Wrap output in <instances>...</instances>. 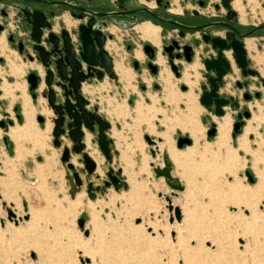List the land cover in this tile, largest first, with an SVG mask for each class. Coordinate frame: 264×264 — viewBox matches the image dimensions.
<instances>
[{"label": "rangeland", "instance_id": "obj_1", "mask_svg": "<svg viewBox=\"0 0 264 264\" xmlns=\"http://www.w3.org/2000/svg\"><path fill=\"white\" fill-rule=\"evenodd\" d=\"M204 1L206 5L199 7L196 0H169V8L175 11L186 5L188 10L195 8L203 13H217L214 4L220 0ZM239 4L241 9L236 11L241 21L264 22V0H239ZM0 38V74L8 79L5 63L14 74L22 72L25 64L16 61L14 51L5 46L3 36ZM166 66L158 78H150L146 70H133L138 81L136 91L142 95L135 104L133 118L128 111L136 97L131 93V102L122 104L123 116H114L118 118L114 119L107 112L110 129L119 132V146L112 139L110 166L115 170L121 169L128 186L126 190L119 191L111 187L105 196L97 194L94 200L88 199L84 187L73 199L67 194L64 168L58 160L59 153L58 158L55 156L52 143V122L48 116L51 111L46 105L37 108L34 101L30 102V93L23 92L24 85L18 83L14 87L23 92V111L30 119L23 118L20 100L15 101L12 107L10 98L0 100V121H4L7 128L13 125L19 128V136L13 139L7 128L0 127V152L3 154L0 158V264H39V259L43 264H264V122L260 128L255 126L253 136L248 137V154L240 153L244 158L239 161L229 152L211 151L217 126L224 115L212 121L199 103L200 86L197 81L199 78L200 82L203 81L202 71L185 70L183 77H176ZM186 73L192 82L188 84L194 85L190 91L188 84L181 82ZM140 75L151 79L145 93L140 89ZM133 76L130 69L128 83ZM9 79L8 82H12V77ZM161 79L165 84L174 85L175 92L171 88L167 101L163 97ZM109 82V92L99 95L93 89H105L106 81L97 87L87 85L92 90H87L88 94L84 95L90 105H97L94 95L101 97L100 103L104 99L111 107L115 99L117 102L119 97H124L118 82ZM11 86L6 81L1 85L4 96L11 92ZM15 88H12V97L17 93ZM127 90L130 91L129 88ZM254 105L256 103H248L250 113L257 111ZM102 106L99 108L103 110L107 107ZM14 107H18L21 121L15 118ZM7 109L15 121L13 125L8 124L5 117ZM38 116L43 118L42 122L37 120ZM26 122L28 125L22 129ZM246 123L248 126L250 121ZM212 125L215 133L209 136L207 131ZM229 132L218 141L221 147L229 139ZM199 133L204 135L202 140L208 144L203 148H198L197 144L191 146L193 149L182 151L181 157L176 158L177 150L189 146L177 147L178 137L190 138L192 145ZM240 133L241 129L232 137ZM85 134L89 135L90 146L95 148L97 158H102L99 178H90L93 185H99L105 178L108 164L94 141L95 136L88 131ZM112 135L115 136L114 133ZM145 135L153 136L155 144L161 143L169 149L170 158L180 167V171L175 168V173L184 184L183 192L171 195L163 178L154 180L149 163L152 159L150 146ZM157 135L162 137L159 143ZM67 140L63 141L66 143ZM113 150L118 151L119 156L116 157ZM164 154L168 157L166 150ZM28 156H33L32 160H28ZM35 156H40V159ZM71 162L82 167L77 160ZM246 171L252 180L248 179ZM165 196L171 199L173 206L179 207V222L174 217L170 221L173 211L169 213ZM89 206L93 207L94 219L99 226L97 230H91ZM188 214L191 215V223L184 219ZM79 219H83L82 228L78 225ZM192 229H196L194 236Z\"/></svg>", "mask_w": 264, "mask_h": 264}, {"label": "water", "instance_id": "obj_2", "mask_svg": "<svg viewBox=\"0 0 264 264\" xmlns=\"http://www.w3.org/2000/svg\"><path fill=\"white\" fill-rule=\"evenodd\" d=\"M221 6L228 11L227 19L235 14L231 8V0H220ZM53 4V3H49ZM70 6L68 3H59ZM138 10H147L146 8L131 10L136 12ZM19 11L25 15V20L29 25L28 32L22 37L18 38V53L29 61L38 63V67H33L26 75L25 79L28 84L31 97L35 98L41 95L45 99L46 108L51 111L53 137L52 143L55 148L59 150V160L64 168L65 184L68 187L67 194L73 199L75 195L85 188L88 199L94 200L97 194L105 196L109 188L114 191L120 189H127V182L121 174V169H113L110 166L112 162V139L107 135L111 128V124L105 118L98 114L97 105H90L89 100L82 92V82L90 79L97 81L103 78L106 73L108 77H114L115 73L112 69V63L109 54L103 48V36L98 28H93V22L89 21L86 25L78 26L79 35L78 40L80 47L77 50L74 46V41L64 30L60 34L52 31L50 21L47 15L38 10L29 11L21 7ZM126 11L122 13H129ZM149 11V10H147ZM52 15V13H49ZM100 15V13H95ZM108 14V13H107ZM172 25L179 26L177 21L172 19H165ZM225 25V22H212L209 25ZM189 29H197L195 26H184ZM2 26L0 25V30ZM233 33H226L223 38L205 37L202 36L205 42L211 43V49L215 50V57L204 58L203 63V82L200 86V94L198 97L199 103L208 111H212L215 116L221 117L225 114L224 107L228 106L230 109L239 108V103L232 96L226 93H219V89L224 87L223 77L230 71L228 59L225 57V51L232 49L233 57L238 67L242 69V73L246 74L245 66V51L242 43L239 40L232 38ZM18 36V35H17ZM25 39V41H23ZM206 39V40H205ZM8 41L13 40V35L7 37ZM25 42V43H24ZM172 45L177 47V43L172 40ZM27 45L23 50L22 45ZM172 45L169 48H172ZM187 46H184L186 48ZM77 50V51H76ZM143 51L147 58H153V47L146 43L143 46ZM0 61L2 59L0 58ZM137 63L134 62L136 68ZM147 68L152 74L157 73V67L151 62L147 63ZM171 70L176 76L178 72L175 66L171 65ZM248 73L253 74L254 71L247 70ZM262 87H264V80H261ZM182 89L185 86L181 87ZM255 98L263 97L262 92H255ZM245 99H249L250 95L245 93ZM243 116V118H241ZM250 117V110L246 109L242 113H237L236 120L232 123V136L238 132L244 125L245 120ZM39 122L43 118L38 116ZM8 124H12L8 120ZM0 127L6 129L4 121H0ZM90 132L95 136L96 145L108 164L105 171V178L102 179L101 184L93 185L90 181L92 176L99 178L96 173V163L89 156L85 145V132ZM215 126L212 125L208 129L209 136L214 135ZM149 145H155V140L150 136H144ZM68 139L70 145L68 146L63 140ZM191 139L188 137H178L177 147L183 144L190 145ZM76 154L77 162L82 164V167L74 165L71 162V155ZM113 154L117 157L118 151L113 150ZM152 156L155 153L152 151ZM152 172L154 180L163 178V181L170 191L171 195H176L177 192L184 191V185L181 180L173 174V167L171 161L166 155H162L158 165H152ZM249 180H252L248 171L245 172ZM161 196V193H158ZM167 201V209L170 214V221L173 217L176 221H180L181 213L178 206H173L171 199L165 196ZM11 214V211L9 212ZM83 219L78 220L80 228L83 227ZM87 233V230H84ZM86 260H88L86 258Z\"/></svg>", "mask_w": 264, "mask_h": 264}, {"label": "flooded vegetation", "instance_id": "obj_3", "mask_svg": "<svg viewBox=\"0 0 264 264\" xmlns=\"http://www.w3.org/2000/svg\"><path fill=\"white\" fill-rule=\"evenodd\" d=\"M232 2L233 0L230 1V5L231 8L235 11V14L227 19L228 11L221 6V1L214 4V9L217 11V13L207 12L205 13V15L204 13H201L200 10L195 8H191L190 10H188L184 5L181 6V9L179 8V11L181 10L180 12L176 9L175 10L177 12H172L169 8V0H0V25L2 26L0 34L4 33L6 35V40L7 37L12 34L13 40H7V43L11 48L18 52L17 37H22L28 32L29 29V25L25 20V15H23V13L19 11V8L24 7L29 11L38 10L44 12L47 15L48 21H50L51 23L52 31L56 34H60L63 30L67 32L72 41H74L75 48L78 50L80 47V42L78 40V26L81 24L86 25L89 21H92L93 28H98L101 32V35L103 36V48L110 56L113 71L115 69V63H121V61L118 60L119 52H117L119 51L120 46L123 45L126 51L132 53L136 46L135 42L138 40L141 45L142 51L143 46L146 43L150 44L153 47V58H147L144 51L143 53L145 55V58L142 63L139 62L135 57H131L129 59V64L134 70L140 69L142 65L147 68L148 62H151L152 65H155L157 67V72L159 71L160 67H162V70L166 65L169 68L171 67V65H173L178 72V76H175L180 77L184 68L196 70V66L198 64L195 63V57L197 56V54H199V62L201 63V68H199L200 71H203L204 68L202 63L204 58H211L216 56L215 50L211 49V43L209 41L205 42L204 39H202V36L210 38L218 36L223 38L227 32L233 33L234 35L232 36V38L239 40L242 43L243 49L245 51L246 74H243L242 69L238 67L233 57L234 52L231 48H229L225 51V57L229 61L230 71L227 72L223 77V85L225 86L227 82H233V87L243 89L240 97L244 102L259 100L262 98V96L259 98H255L254 93L262 92L264 90V87H262L261 84V80H264V59H261L263 48L261 41L264 37V22L246 23L241 21L239 19L238 12L232 6ZM59 3H68L70 4V6ZM149 3L153 4L150 5ZM196 3L199 7H204L206 5V2L204 0H196ZM10 8L11 10H15L14 16L15 19H17L16 27L12 31L7 27ZM141 8H146L149 11H131ZM123 11L131 12L122 13ZM65 12H67V18L64 20L63 16ZM49 13H52V15H50ZM95 13H100V15H96ZM208 17H212L213 19L206 20V18ZM165 19H172L174 21H177L181 25H172L169 22L165 21ZM146 20L150 21L153 24L162 26V36H167H161L159 43L158 28V45H152L148 41H142L137 38V33L134 31V27ZM212 22H225L229 26L221 24L209 25ZM184 26H195L198 28L189 29ZM174 29H176V31H173ZM172 40L177 43V47L172 45ZM23 41H25V39ZM247 41H250L251 43L250 49H247L248 46L246 47ZM171 45L172 48H169V46ZM22 46L23 50L27 47V45L25 44ZM184 46L187 47L184 48ZM138 51L140 55L135 56L142 57L141 51L137 50L136 52ZM158 57L163 60L162 65L157 63L156 60ZM134 62L137 63L136 68L134 67ZM35 64V67H38V63L35 62ZM123 68L129 69V67L125 66H123ZM247 70L254 71V73L250 74L247 72ZM162 74L164 75L165 73ZM105 75L107 76V74L104 73L103 78L105 77ZM103 78L101 80H103ZM108 78L116 79L117 77L115 74L114 77ZM93 81L97 80L90 79L82 82L81 86L83 94H88L86 93L87 90H92L87 85H89ZM202 82H200L199 85ZM183 83L185 84V82ZM251 85H253L252 89L249 88V86ZM83 87L86 88V91L83 90ZM245 93L250 95L249 99L244 98ZM227 95L232 96L239 103V108L235 109L237 110L236 115L237 113H242L244 110L248 109L246 105H240V98L237 94ZM241 118H243V116H241ZM236 119L237 118L235 117V120Z\"/></svg>", "mask_w": 264, "mask_h": 264}, {"label": "crops", "instance_id": "obj_4", "mask_svg": "<svg viewBox=\"0 0 264 264\" xmlns=\"http://www.w3.org/2000/svg\"><path fill=\"white\" fill-rule=\"evenodd\" d=\"M185 6V8H187V6L186 5H184ZM180 9H181V7H179ZM170 11H172V12H177V11H173V10H171L170 9ZM181 11V10H180ZM179 11V12H180ZM201 13H203V12H201ZM205 14V13H204ZM15 10H11V8H10V11H9V21H8V29L9 30H14L15 29V27H16V20L17 19H15ZM206 15V14H205ZM204 15V16H205ZM64 18V20L67 18V12H65V14H64V16H63ZM208 19H213L212 17L211 18H206V20H208ZM144 22H149L150 24H152V25H154V26H157L158 28H159V43H160V38H161V36H162V26H160V25H156V24H153V23H151L150 21H148V20H146V21H144ZM143 23V22H142ZM141 24V23H140ZM134 31H135V29H134ZM173 31H176V29H174ZM136 33H137V38L139 39V40H142V41H148L149 43H151L152 45H158V43H155V42H153V41H151V40H149V39H143V38H141L140 36H139V33L137 32V31H135ZM0 35H3V37H4V42L6 43L5 44V46L6 45H8L9 46V44L7 43V40H6V35L4 34V33H2V34H0ZM162 37H167V36H162ZM263 40L261 41V44H262V53H261V59L263 58L264 59V37L262 38ZM135 44H136V46H135V48H134V50H133V52L131 53V52H129V51H126L125 50V48H124V46L123 45H121L120 46V48H119V53H118V60H120L121 61V63L120 62H116L115 63V69H114V72H115V74H116V79H109L106 75H105V77L103 78V80H101V81H94L93 83H90L89 85L90 86H92V87H97L99 84H101V83H104L105 81L108 83V85H107V87L105 88V89H101V90H98V91H95L94 89H93V92H95L97 95H99V93L101 94V92L102 93H107V92H109V86H110V80H114V81H117L118 82V86L120 87V92L123 94L124 93V97L123 98H121V97H119L118 98V100H117V102H116V99H115V101H113V103L112 104H114V106L113 107H111V106H107V103L105 102V100L103 99V101H101V103H100V98L97 96V95H94V96H96L95 98L98 100V102H96V104L98 105V110H97V112H98V114L99 115H101L103 118H105L106 120H108L109 121V119L107 118V112H108V114H110V115H113L112 116V118H114V119H118V118H116V117H120L121 115L123 116V114H124V112L125 111H123V107H122V104L123 103H125V101H129V102H131V99H130V97H129V95H130V93L131 94H134V96L136 97L135 98V100H134V103H133V105H132V107H131V110H129L128 112H129V115H131L132 117L131 118H133V115H135V104H137V102H138V100H139V98L140 97H142V95H138V93H137V91H136V87H138V81H137V75H136V73L133 71L134 69L130 66V64H129V59L131 58V57H135L138 61H139V57H136L135 56V52L137 51V50H140L141 51V53H142V60L141 61H139V62H141L142 63V61L144 60V58H145V55H144V53H143V51H142V48H141V45H140V43H139V41L137 40L136 42H135ZM251 44V43H250ZM246 47H247V44H246ZM9 48L10 49H12L13 51H14V55H16L17 57H16V61H22L24 64H25V66L22 68V72H19V73H17V74H14V73H12L11 72V70H10V66L8 67L7 65H6V63H5V72H6V75L5 76H7L8 77V79H6V78H3L2 77V75L0 74V100H7V99H9L10 98V101H9V103H10V107H12L13 106V103L15 102V101H17V100H20L21 101V113H22V116H23V118H25L24 117V111H23V105H22V94H23V92L25 93V94H27V91L30 93V102L32 101H34L35 103H36V106H37V108H42V106L43 105H45V99L41 96V95H37L35 98H33V97H31V92L29 91V88H28V84H27V82H26V79H25V77H26V75H27V73L33 68V67H35L36 66V64H35V62L34 61H32V62H30V61H28V60H26L22 55H20V54H18V52L16 51V50H14L13 48H11L10 46H9ZM122 48L125 50L124 51V53L122 52ZM247 49H249L248 47H247ZM121 53H123L124 55H122ZM205 55V54H204ZM262 59V60H263ZM199 60H200V58H199V54H197V56L195 57V63L196 64H198L197 66H196V70L194 71V70H192V69H187V68H184L183 69V71H182V74H181V77H183V73H184V71L186 70V71H188V70H191V71H194V72H199L198 70H199V68H201V63L199 62ZM157 61V60H156ZM0 62H2V61H0ZM158 63V62H157ZM117 64H119L120 65V67H123V66H125V67H129L130 69H131V71L133 72V74H134V76H133V78L130 80V83H128L127 82V80H128V76L130 75V70L129 69H127V70H129V71H127L126 73H125V78H123V79H120V75H119V72L117 71ZM123 65V66H122ZM161 68L162 67H160V69H159V71L157 72V74H152L151 72H150V70L149 69H147L145 66H141L140 67V69H138V70H135L136 72H144L145 70L147 71V74H148V76L150 77V78H153V77H157L158 78V76H159V72H160V70H161ZM128 73H129V75H128ZM150 73V74H149ZM189 74L188 73H186L185 74V76H184V79H183V81L181 80V82L183 83V82H185V85L186 84H188L189 82H191L190 81V79H189V76H188ZM9 77H12V82H8V80L10 81V79H9ZM140 77H141V75H140ZM233 79V78H232ZM150 80L151 79H148L147 78V76L146 75H143L142 77H141V79H140V82L142 83L141 85H140V89L143 91V93H145V91H144V89L146 88H149L150 87ZM199 81H197L198 82V85H199V83H200V81H201V79L199 78L198 79ZM7 82L8 84H10V85H12L11 86V92L8 94V95H6V96H4L3 95V89L1 88V85L4 83V82ZM16 83H18L19 85H24V87H23V92L20 90V89H17V88H15L14 87V84H16ZM135 83V84H134ZM145 83V84H144ZM192 83V82H191ZM154 84V83H153ZM184 84V83H183ZM233 82H227L226 84H225V86L224 87H222V88H220L219 89V93H226V94H232V95H238V97L240 98V105H246L247 107H249L248 106V103H256V105H254L253 107H255L256 108V112H252V113H250L251 115H250V117L248 118V119H246L245 121H250V124L247 126V123L246 124H244L243 125V127L241 128V133L239 134V135H237L236 137H232V123H233V121H234V119H233V117L235 118L236 117V112H237V110H235V109H230L228 106H225L224 107V110H225V114H224V117H222V122H221V124H219L218 126H217V132H216V135H215V140H214V142L212 143L213 145L211 146V151H213V152H215V151H217V150H220V151H226V152H229V153H231V157H236L237 159L236 160H238L239 161V159H242V158H244V156H240V153H242L243 155H247L248 154V151H249V147H250V144H249V141H248V137H250V136H253V132H254V130H255V126L256 127H258V128H260V124H261V122H264V98L262 97L261 99H259V100H252V101H249V102H244L243 100H241V97H240V94H241V92L243 91V89H238V88H235V87H233ZM151 85H152V83H151ZM174 85L173 84H165L164 82H163V91H164V99H165V101H167V99H168V96H170V91H171V88H172V90L175 92V89H174V87H173ZM187 86V85H186ZM194 86V85H193ZM192 85L190 86L189 84H188V87H189V91L190 90H192V87H193ZM154 87H155V85H154ZM12 88H15V90H16V94H15V96H13L12 97V95H13V89ZM130 89V91H128L127 89ZM191 88V89H190ZM249 88L250 89H252L253 88V85H251V86H249ZM108 89V90H107ZM178 93V92H177ZM198 93H200V91H198ZM85 94V93H84ZM94 94V93H93ZM104 94V95H105ZM182 94H184V93H182ZM181 94V95H182ZM106 96V95H105ZM182 96H184V95H182ZM197 96H198V94H197ZM15 98V100L13 101V99ZM103 98H107V97H103ZM109 98V97H108ZM152 99L153 100H155V96H153L152 97ZM195 100V103H196V99H194ZM103 104V106L102 107H104L105 105L107 106V107H104V110H103V108H99V106H101ZM258 108V109H257ZM106 109H108V110H106ZM101 111H103V112H101ZM113 111H114V113H113ZM17 112H19V110H18V107H14V112H13V114H14V116H15V118L17 119V121L19 120V121H21V116H20V114L19 113H17ZM206 114H208V116H210V120H212V121H214V118H215V120L216 119H219V118H221V117H216L213 113H212V111L210 112V111H207V110H205L204 111ZM6 115H5V117L8 119V120H11L12 121V125L14 124V122L15 121H13V117L11 116V113L8 111V109L7 110H5V112H4ZM254 113H256L257 114V116H256V114L255 115H253ZM34 114H35V112H34ZM226 114H228L229 115V117L231 118V121H230V119L228 118V116L226 115ZM226 115V116H225ZM49 117L50 116H52V114L50 115H48ZM114 116H116V117H114ZM256 116V117H255ZM51 118V117H50ZM49 118V119H50ZM50 121H51V119H50ZM251 123H253V125L254 126H252V124ZM230 124H231V129H230ZM264 124V123H263ZM223 126V129L225 130V132H226V135L228 136V132H229V129H230V132H229V139L227 140V142L225 143V144H223V146L221 147V145L218 143V138H219V130L221 129L220 127H222ZM111 130V131H110ZM108 132H107V134H108V136L111 138V139H115L116 140V146H119V144H118V142H117V139L119 138V132H117L116 130H112V129H110ZM205 130V129H204ZM83 131L85 132L86 130L85 129H83ZM112 131H113V133H115V136L114 135H112L113 133H112ZM263 131H264V127H263ZM109 132H111V135L109 134ZM162 134H163V132H162ZM263 134H264V132H263ZM150 135H153V133H150ZM149 136V135H148ZM158 136V135H157ZM150 137H153V136H150ZM203 137H204V135L203 134H201V133H199L198 135H197V138L196 139H193V143H192V145H189L190 147L191 146H196V144H197V147L198 148H203V146H204V144H208V142L207 141H203L202 139H203ZM247 137V138H246ZM157 139H158V143L159 142H161L162 141V137L159 135L158 137H157ZM241 143V145H239ZM66 144L69 146L70 145V142H69V140H67V142H66ZM172 144V143H171ZM202 144V145H201ZM234 144L236 145L235 147H234ZM247 144V145H246ZM150 147H149V151H150V154H151V160H150V164H151V167H152V165H158L159 164V160H160V158H161V156L162 155H166V154H164V150H166V152H167V154H168V158H169V160L171 161V164H172V167H173V174L175 175V176H177L178 178H179V174H176L175 173V168L177 167V169H178V171H180V167H178L176 164H175V162L170 158V151H169V149L166 147V146H164V147H162L160 150H158V147H157V144H155L154 146H152V145H149ZM172 146H173V144H172ZM189 146H187L186 148H189ZM218 146V147H217ZM246 146H247V148H246ZM174 148V147H173ZM185 148V149H186ZM2 149V148H1ZM174 149H176V148H174ZM185 149H183V150H185ZM3 150V149H2ZM4 151V150H3ZM152 151L155 153V157H153L152 156ZM54 152H55V156H57V158H58V153H59V150L57 149V148H54ZM175 152V151H174ZM216 153V152H215ZM118 156H119V154H118ZM216 156H218V155H216ZM32 157L33 156H28L27 158H28V160L30 159V160H32ZM77 157H78V155H76V154H72L71 155V161H73L74 160V162H75V160H77ZM35 158H39L40 159V156H35ZM122 158H123V155H122ZM217 157H215V159H216ZM232 158V159H233ZM59 160V159H58ZM217 160H218V158H217ZM54 163H55V161H54ZM79 165V164H78ZM123 176V175H122ZM124 178H125V176H123Z\"/></svg>", "mask_w": 264, "mask_h": 264}, {"label": "bare ground", "instance_id": "obj_5", "mask_svg": "<svg viewBox=\"0 0 264 264\" xmlns=\"http://www.w3.org/2000/svg\"><path fill=\"white\" fill-rule=\"evenodd\" d=\"M150 5H152L153 3H149ZM232 6H233V8H235V9H241V5L239 4V0H234L233 2H232ZM177 11H179V8H177L176 9ZM175 10V11H176ZM242 20H244L243 18H241ZM245 21V20H244ZM134 29H135V31H137L138 33H139V36L141 37V38H143V39H149V40H151V41H153V42H155V43H158V38H157V31H158V27L157 26H153L152 24H150L149 22H143V23H141V24H138V25H136L135 27H134ZM0 36H3V35H0ZM0 41H1V38H0ZM247 46H248V48L250 49L251 48V44H250V41H247ZM136 54L135 55H137V56H139L140 54H139V51L138 52H135ZM157 62H158V64H163V60L160 58V57H158L157 58ZM117 71L119 72V75H120V79H123V78H125V73L127 72V71H129V70H127V69H125V68H123V67H120V65L119 64H117ZM128 75H129V73H128ZM163 79V78H162ZM163 82V81H162ZM86 88L85 87H83V90H85ZM88 92H89V90H88ZM32 110V109H31ZM24 115H25V119L26 120H28V119H30L29 118V115H28V113L27 112H24ZM222 121V120H221ZM28 122H26V123H24V125L22 126L23 128L22 129H24V128H26V126L28 125L27 124ZM18 126L17 125H13V126H9L8 128H7V132L9 133V135H11V137L13 138V139H16L18 136H19V132H18ZM221 129L219 130V139H218V141H221L224 137H226L227 135H226V132H225V130L223 129V126L222 127H220ZM192 133H194L195 131L194 130H192L191 131ZM115 134V133H114ZM84 141H85V145H86V149L87 150H89L88 151V154H89V156H91V158L95 161V163H96V173L97 174H99L100 173V168H99V163L102 161V158H100V159H98L97 158V156H96V154H97V152H96V150H95V148H92L91 146H90V141H89V135L88 134H85V139H84ZM165 141V140H164ZM239 145H241V143L239 144ZM157 147H160V148H162L163 146H162V144L161 143H159V144H157ZM188 149H193L192 147H189V148H186L185 150H188ZM182 151H184V150H177V152H175V157L176 158H180L181 157V155H182ZM171 154V153H170ZM174 155V154H173ZM3 157V154H2V152H0V158H2ZM5 183V182H4ZM5 185H7V184H5ZM184 185V184H183ZM99 205V204H98ZM96 207V206H95ZM98 207V206H97ZM100 207H101V205H100ZM88 209V212H89V215L91 216V221H92V225L90 226L91 227V230H97V229H99V226H98V224H97V222L95 221V219H94V212H92V209H93V207H88L87 208ZM191 215L190 214H188L187 215V217L186 218H184L188 223H191ZM182 223H184V222H182ZM193 231H196V229H192V231H191V233H192V235L193 234H195L196 235V233L195 232H193ZM194 236V235H193ZM188 239V238H187ZM245 246V245H244ZM42 259V258H41ZM38 262H39V264H43V263H41L40 262V259L38 260Z\"/></svg>", "mask_w": 264, "mask_h": 264}, {"label": "trees", "instance_id": "obj_6", "mask_svg": "<svg viewBox=\"0 0 264 264\" xmlns=\"http://www.w3.org/2000/svg\"><path fill=\"white\" fill-rule=\"evenodd\" d=\"M238 132H239V131H238ZM238 132H236V133H238ZM236 133H235V134H236Z\"/></svg>", "mask_w": 264, "mask_h": 264}]
</instances>
